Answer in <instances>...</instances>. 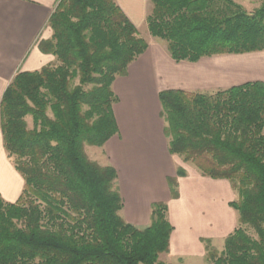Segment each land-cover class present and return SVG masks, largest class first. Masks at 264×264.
<instances>
[{
	"label": "trees",
	"instance_id": "trees-1",
	"mask_svg": "<svg viewBox=\"0 0 264 264\" xmlns=\"http://www.w3.org/2000/svg\"><path fill=\"white\" fill-rule=\"evenodd\" d=\"M149 1L148 33L176 63L264 53V4ZM48 25L39 47L54 62L18 72L0 103L3 147L24 180L15 203L0 198V264H167V204L151 205L145 228L125 222L116 170L85 154L118 134L113 83L148 43L115 0H59ZM157 96L168 154L237 194V226L221 252L206 246L207 261L264 264V83ZM185 175L167 180L172 199Z\"/></svg>",
	"mask_w": 264,
	"mask_h": 264
},
{
	"label": "crops",
	"instance_id": "crops-1",
	"mask_svg": "<svg viewBox=\"0 0 264 264\" xmlns=\"http://www.w3.org/2000/svg\"><path fill=\"white\" fill-rule=\"evenodd\" d=\"M235 3L240 0H232ZM59 0H0V103L18 72H34L54 62L43 53L40 42L49 41V18ZM137 32L148 33L149 0H115ZM238 4V3H237ZM240 5V4H239ZM148 48L132 63L125 78L113 83L118 98L113 113L118 134L103 147L108 164L118 175L125 222L145 228L150 207L166 203L173 227L167 264H208L206 246L221 251L224 241L237 226V213L230 204L236 200L230 183L203 177L195 168H183L177 179V198L172 199L167 180L175 177V164L167 152L163 126L155 112L160 108L157 81L164 89L213 92L249 82L264 83V53L203 58L197 63H176L164 46L149 33ZM161 88V87H160ZM199 88V89H198ZM24 180L14 168L4 147L0 127V198L13 204L20 197Z\"/></svg>",
	"mask_w": 264,
	"mask_h": 264
},
{
	"label": "rangeland",
	"instance_id": "rangeland-1",
	"mask_svg": "<svg viewBox=\"0 0 264 264\" xmlns=\"http://www.w3.org/2000/svg\"><path fill=\"white\" fill-rule=\"evenodd\" d=\"M238 4H240L244 10L248 13H252L254 12L257 8H259L262 4H264V0H240V3L237 2ZM140 37H142L143 39H147L146 37H148V33H146V35H143L141 32H140ZM159 42V41H158ZM162 44V43H161ZM163 45V44H162ZM164 46V45H163ZM136 62V61H135ZM134 62V63H135ZM125 78V77H124ZM119 79V78H117ZM116 79V80H117ZM156 84L158 85L156 91H154V95L156 96V93L158 95V93L161 91V90H158V89H164V88H168L170 86V83L169 82H165L164 80H161L160 82L157 81ZM161 87V88H160ZM199 89V88H198ZM195 91H200V90H195ZM203 92V91H201ZM210 93V92H209ZM158 97V96H157ZM158 99V98H157ZM115 107V106H114ZM113 107V109H114ZM159 112H160V108L157 109V111L155 112V117L158 121V123H161V125L163 126V123H162V120L160 119L159 117ZM28 120V124L29 126H31V121L30 119H27ZM85 154H86V157L90 160V161H93L95 163H97L98 165L100 166H105V165H109L108 164V160H107V157L103 151V148H96V147H85ZM171 157V156H170ZM11 159V162L13 163L14 161V158H10ZM171 161L173 162V164H175V167L178 168V164H182L183 168H187V167H193L194 166L191 164V163H183L181 161L180 158H177V157H171ZM236 195V198H237V194L235 193ZM222 251V250H221ZM219 250H217V252H221ZM163 258V255L160 256V260H162ZM208 262V261H207ZM208 264H211L208 262Z\"/></svg>",
	"mask_w": 264,
	"mask_h": 264
}]
</instances>
